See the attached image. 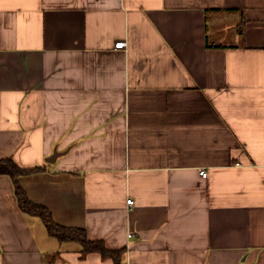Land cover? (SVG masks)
Instances as JSON below:
<instances>
[{
	"label": "crops",
	"instance_id": "1",
	"mask_svg": "<svg viewBox=\"0 0 264 264\" xmlns=\"http://www.w3.org/2000/svg\"><path fill=\"white\" fill-rule=\"evenodd\" d=\"M7 157L123 264H264V0H0ZM81 249L0 175V264H114Z\"/></svg>",
	"mask_w": 264,
	"mask_h": 264
},
{
	"label": "trees",
	"instance_id": "2",
	"mask_svg": "<svg viewBox=\"0 0 264 264\" xmlns=\"http://www.w3.org/2000/svg\"><path fill=\"white\" fill-rule=\"evenodd\" d=\"M45 167H21L13 157L0 158V175L9 176L14 185L15 196L21 210L30 216L39 218L44 224L49 236L57 239L60 243H78L81 245L82 256L98 253L104 260H112L114 264H123L125 250H110L104 241H91L86 229L66 227L59 224L52 211L45 205L33 201L21 183V178L45 172ZM57 258L53 256L47 261L51 264Z\"/></svg>",
	"mask_w": 264,
	"mask_h": 264
},
{
	"label": "water",
	"instance_id": "3",
	"mask_svg": "<svg viewBox=\"0 0 264 264\" xmlns=\"http://www.w3.org/2000/svg\"><path fill=\"white\" fill-rule=\"evenodd\" d=\"M64 154L65 152H59L58 149L55 148L54 153L50 157H48L46 160L47 162L55 163L57 159Z\"/></svg>",
	"mask_w": 264,
	"mask_h": 264
},
{
	"label": "built area",
	"instance_id": "4",
	"mask_svg": "<svg viewBox=\"0 0 264 264\" xmlns=\"http://www.w3.org/2000/svg\"><path fill=\"white\" fill-rule=\"evenodd\" d=\"M126 44H127V43H126L125 41H122V42L118 43V44L116 45V47H117V48H124V47L126 46ZM201 174H202L203 177H207V172H206V171H202ZM128 204L133 205V204H134V200H133V199H129V200H128ZM131 236H132V235H130V237H131Z\"/></svg>",
	"mask_w": 264,
	"mask_h": 264
},
{
	"label": "rangeland",
	"instance_id": "5",
	"mask_svg": "<svg viewBox=\"0 0 264 264\" xmlns=\"http://www.w3.org/2000/svg\"><path fill=\"white\" fill-rule=\"evenodd\" d=\"M42 227H43V226H42ZM40 229H41V227H40ZM41 230H44V228H43V229H41ZM44 231H45V230H44ZM44 231H43V232H44Z\"/></svg>",
	"mask_w": 264,
	"mask_h": 264
}]
</instances>
